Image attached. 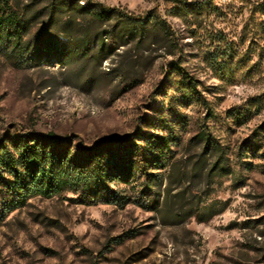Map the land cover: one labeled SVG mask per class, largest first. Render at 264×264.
<instances>
[{
    "label": "rangeland",
    "instance_id": "obj_1",
    "mask_svg": "<svg viewBox=\"0 0 264 264\" xmlns=\"http://www.w3.org/2000/svg\"><path fill=\"white\" fill-rule=\"evenodd\" d=\"M92 2L158 16L169 37L59 61L33 54L32 21L22 58L0 44V144L44 136L106 156L121 141L171 137L149 170L158 196L141 193L140 173L107 183L128 198L122 208L66 192L3 212L0 190V264H264V0ZM201 132L220 146L222 169Z\"/></svg>",
    "mask_w": 264,
    "mask_h": 264
},
{
    "label": "trees",
    "instance_id": "obj_2",
    "mask_svg": "<svg viewBox=\"0 0 264 264\" xmlns=\"http://www.w3.org/2000/svg\"><path fill=\"white\" fill-rule=\"evenodd\" d=\"M25 1L19 8L11 5V0H0V44L20 58L27 52L21 42L34 20L39 21V27L32 38L33 54L37 56L45 48L59 61L74 57L99 59L117 40L141 42L158 33L169 37L166 23L155 15L133 17L92 0ZM32 10L36 11L28 17ZM58 37L65 42L60 43ZM148 137L144 147L127 140L121 141L120 150L109 146L106 156L97 148L73 152L69 144H55V140L44 136L21 138L11 146L0 144V190L9 199L3 204V212L34 196L52 198L66 192L79 193L81 201L90 205L122 208L128 198L107 183L130 185L137 173L144 176L141 193L158 196L154 190L161 183L149 170L161 167L174 140ZM198 137L217 155L216 168L222 169L220 146L210 134L201 132ZM152 202V206L157 204Z\"/></svg>",
    "mask_w": 264,
    "mask_h": 264
}]
</instances>
